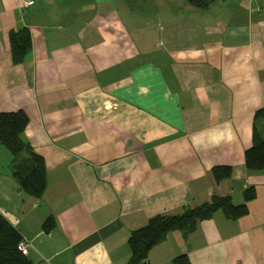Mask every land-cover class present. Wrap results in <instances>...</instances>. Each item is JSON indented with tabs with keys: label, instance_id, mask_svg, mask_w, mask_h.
I'll return each mask as SVG.
<instances>
[{
	"label": "crops",
	"instance_id": "obj_1",
	"mask_svg": "<svg viewBox=\"0 0 264 264\" xmlns=\"http://www.w3.org/2000/svg\"><path fill=\"white\" fill-rule=\"evenodd\" d=\"M21 26L32 48L14 63ZM0 110L27 113L24 137L45 159L35 198L0 143V211L33 264H125L153 215L215 194L242 203L250 186L247 214L169 233L148 264H264V169L245 165L255 125L264 136V0H0ZM216 165L231 176L216 181Z\"/></svg>",
	"mask_w": 264,
	"mask_h": 264
},
{
	"label": "trees",
	"instance_id": "obj_2",
	"mask_svg": "<svg viewBox=\"0 0 264 264\" xmlns=\"http://www.w3.org/2000/svg\"><path fill=\"white\" fill-rule=\"evenodd\" d=\"M196 6H207L212 0H188ZM9 43L14 63L26 59L32 48L31 31L26 26L9 31ZM263 115L258 111L256 117ZM29 116L23 110H0V143L14 155L13 175L20 188L35 198H41L47 184V173L43 155L33 149L24 137ZM245 165L249 171L264 169V136L254 126L252 144L245 150ZM216 181L229 178L230 165H216L212 168ZM256 195L254 186L244 191V201L234 203L232 196L215 194L210 201L197 206H188L179 212H164L153 215L141 227L134 229L129 237L130 255L125 264H148L152 247L164 240L169 233L187 238L203 219L210 218L217 210H223L230 219H237L248 213V201ZM54 226L53 217H48L43 227L49 231ZM19 229L0 211V264H33L29 256L18 248L23 239ZM174 264H190L187 253L176 256Z\"/></svg>",
	"mask_w": 264,
	"mask_h": 264
},
{
	"label": "built area",
	"instance_id": "obj_3",
	"mask_svg": "<svg viewBox=\"0 0 264 264\" xmlns=\"http://www.w3.org/2000/svg\"><path fill=\"white\" fill-rule=\"evenodd\" d=\"M20 1H22L26 5H32L35 2V0H20ZM30 245H31V241L28 238L23 237V239L18 244V248L21 251H23V253L27 254L28 253V247Z\"/></svg>",
	"mask_w": 264,
	"mask_h": 264
},
{
	"label": "rangeland",
	"instance_id": "obj_4",
	"mask_svg": "<svg viewBox=\"0 0 264 264\" xmlns=\"http://www.w3.org/2000/svg\"><path fill=\"white\" fill-rule=\"evenodd\" d=\"M122 4V3H121ZM123 5V4H122Z\"/></svg>",
	"mask_w": 264,
	"mask_h": 264
}]
</instances>
